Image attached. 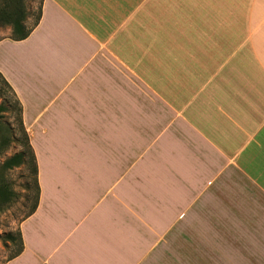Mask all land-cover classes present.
I'll return each mask as SVG.
<instances>
[{
	"label": "crops",
	"instance_id": "obj_1",
	"mask_svg": "<svg viewBox=\"0 0 264 264\" xmlns=\"http://www.w3.org/2000/svg\"><path fill=\"white\" fill-rule=\"evenodd\" d=\"M0 73L39 186L7 264H264V0H42Z\"/></svg>",
	"mask_w": 264,
	"mask_h": 264
},
{
	"label": "trees",
	"instance_id": "obj_2",
	"mask_svg": "<svg viewBox=\"0 0 264 264\" xmlns=\"http://www.w3.org/2000/svg\"><path fill=\"white\" fill-rule=\"evenodd\" d=\"M30 1L33 0H0V27H10L13 35L11 38L13 40L20 41L26 39L41 19L40 8L38 17L34 25H28V20L31 16V12L28 7ZM2 87H5L11 92L12 98H10V100L8 101L10 103L9 106L5 105L4 103H0V158L4 157L11 144L19 141L18 138H15V128L12 129L3 121L4 112L11 111L14 115H16L15 120L18 124L19 134L22 136V142H24V145H26V148L30 153V161L33 164L32 172L35 179L36 196L33 209L28 215L30 216L34 213L38 204L39 186L37 180L38 170L36 159L29 141L27 131L23 125L21 103L11 85L0 73V89ZM26 159V153L19 152L9 158H6L2 163H0V215L4 213L5 210L14 202V199L16 197V192L11 188V185L6 178V173L14 168L26 164ZM10 239L12 240V238ZM19 242L18 254L22 249L21 233H19Z\"/></svg>",
	"mask_w": 264,
	"mask_h": 264
},
{
	"label": "rangeland",
	"instance_id": "obj_3",
	"mask_svg": "<svg viewBox=\"0 0 264 264\" xmlns=\"http://www.w3.org/2000/svg\"><path fill=\"white\" fill-rule=\"evenodd\" d=\"M41 3L42 0H33L29 2L28 7L31 12V16L28 20L29 26L34 25L41 8ZM12 36L10 27H0V39ZM0 96V103L9 106L10 103L8 101L12 98L11 92L5 87H2L0 89ZM15 116L16 115L11 111L4 112L3 121L12 129L15 128V138H18L19 141L11 144L4 157L0 158V163L19 152L26 153L27 162L6 173V178L11 188L16 192V197L14 202L0 215V264H7L9 260L17 256L20 243V224L27 218L33 209L36 196L35 179L32 172L33 164L30 161V153L26 145H24V142H22V136L19 134ZM10 238H12V240Z\"/></svg>",
	"mask_w": 264,
	"mask_h": 264
}]
</instances>
